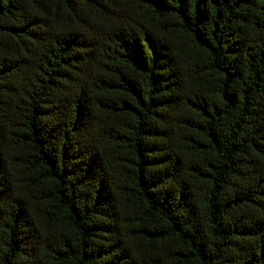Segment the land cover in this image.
<instances>
[{"label":"trees","instance_id":"1","mask_svg":"<svg viewBox=\"0 0 264 264\" xmlns=\"http://www.w3.org/2000/svg\"><path fill=\"white\" fill-rule=\"evenodd\" d=\"M0 264H264V0H0Z\"/></svg>","mask_w":264,"mask_h":264}]
</instances>
